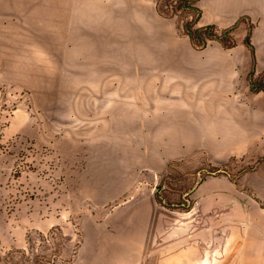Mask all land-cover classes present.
<instances>
[{
    "label": "crops",
    "instance_id": "obj_1",
    "mask_svg": "<svg viewBox=\"0 0 264 264\" xmlns=\"http://www.w3.org/2000/svg\"><path fill=\"white\" fill-rule=\"evenodd\" d=\"M198 4L200 26L233 28L232 48L196 46L156 0H2V12L32 13L43 58L61 55L64 87L118 151L127 198L85 264H264V91L249 86L264 77V0ZM177 160L229 170L198 181L184 208L185 194L158 190Z\"/></svg>",
    "mask_w": 264,
    "mask_h": 264
},
{
    "label": "rangeland",
    "instance_id": "obj_2",
    "mask_svg": "<svg viewBox=\"0 0 264 264\" xmlns=\"http://www.w3.org/2000/svg\"><path fill=\"white\" fill-rule=\"evenodd\" d=\"M156 3L180 34L199 32L196 0ZM6 9L0 0V264H80V255L85 264L94 252L95 228L116 231L109 214L127 198L117 188L118 151L102 133L93 105L64 87L61 55L43 58L47 46L38 43L41 30L32 13ZM218 35L209 43H236L231 30ZM249 84L264 88V77L249 76ZM171 165L158 190L172 198L185 194L184 208L198 181L229 170H199L180 160Z\"/></svg>",
    "mask_w": 264,
    "mask_h": 264
},
{
    "label": "trees",
    "instance_id": "obj_3",
    "mask_svg": "<svg viewBox=\"0 0 264 264\" xmlns=\"http://www.w3.org/2000/svg\"><path fill=\"white\" fill-rule=\"evenodd\" d=\"M198 2H199V0H196V3H195L196 4L195 5V7H196V14H195L196 21H199L201 15H202V11H201V8L199 7ZM158 10L162 14H166V15L168 14V11L166 9L162 8L161 6H158ZM178 27H179V23H178ZM188 29L191 31L190 27ZM198 29H199V32H197V33L196 32H192V31H191V33L187 32V34L190 35V37L192 38V40H193V42H194V44L196 46L204 47V46H206L209 43L210 39H214L217 36H219L218 35V31H219L220 28H218L216 25L201 26ZM232 29L233 28H227V29H224V31H226V30H231L232 31ZM246 41L250 45V47L253 49V46L251 44L250 36H248ZM234 45H235V41H233V40L230 43L226 44V46L230 47V48L233 47ZM260 87H261V85L256 86L254 84V88L264 90V88H260ZM225 172H226V170H225Z\"/></svg>",
    "mask_w": 264,
    "mask_h": 264
},
{
    "label": "bare ground",
    "instance_id": "obj_4",
    "mask_svg": "<svg viewBox=\"0 0 264 264\" xmlns=\"http://www.w3.org/2000/svg\"><path fill=\"white\" fill-rule=\"evenodd\" d=\"M94 2H95V1H94ZM91 4H92V3H91ZM94 5H95V4H94ZM95 6H96V5H95ZM97 6H98V5H97ZM110 6H112V5H110ZM92 7H94V6H92ZM105 7H106V6H105ZM105 7H104V8H105ZM108 7H109V5H108ZM108 7H107V9H106V8H105V9L108 10ZM96 8H97V7H96ZM96 8H95V9H96ZM104 8H103V9H104ZM110 8L112 9V7H110ZM93 9H94V8H93ZM141 9H142V8H141ZM109 10H110V9H109ZM119 10H121V9H119ZM122 10L124 11V9H122ZM97 11H98V10H97ZM97 11H96V12H97ZM116 11H117V10H116ZM143 11H144V10H143ZM143 11H142V12H143ZM104 12H105V11H104ZM125 12H126V11H125ZM125 12H124V14H125ZM127 12H128V11H127ZM121 13H122V12H121ZM86 14H87V13H86ZM88 14H89V13H88ZM88 14H87V15H88ZM103 14H104V13H103ZM108 15H109V16H112V13H111V15H110V14H108ZM126 15H127V14H126ZM130 15H131V13H130ZM103 16H104V15H103ZM127 16H128V15H127ZM87 17H89V16H87ZM105 17H107V16L105 15ZM111 18H112V17H111ZM104 19H106V18H103V21H107V20H104ZM157 29H158V27H157ZM158 30H159V29H158ZM160 30H161V29H160ZM108 31H109V30H108ZM159 32H160V31H159ZM159 32H158V33H159ZM160 33H161V32H160ZM163 35H164V37H165V34H163ZM151 36H152V35H151ZM144 37H145V36H144ZM157 37H158V36H157ZM161 37H162V34H161ZM167 37H168V36H167ZM141 38H142V37H141ZM151 39H152V37H151ZM153 39H154V38H153ZM162 40H163V39H162ZM162 40H161V41H162ZM151 41H153V40H151ZM155 41H156V40H155ZM159 41H160V40H159ZM156 45H157V44H156ZM167 46H168V45H167Z\"/></svg>",
    "mask_w": 264,
    "mask_h": 264
}]
</instances>
